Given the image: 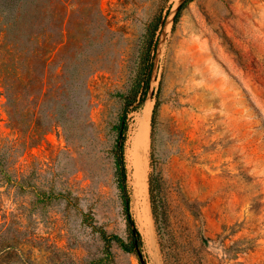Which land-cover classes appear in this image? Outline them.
I'll return each instance as SVG.
<instances>
[{
    "label": "rangeland",
    "instance_id": "1",
    "mask_svg": "<svg viewBox=\"0 0 264 264\" xmlns=\"http://www.w3.org/2000/svg\"><path fill=\"white\" fill-rule=\"evenodd\" d=\"M6 1L0 264H264V0H67L57 20L45 0L27 32L56 38L61 29L64 42L17 75ZM152 23L160 24L150 88L128 113L124 146L142 262L114 241L107 256L102 231L129 239L116 125Z\"/></svg>",
    "mask_w": 264,
    "mask_h": 264
},
{
    "label": "trees",
    "instance_id": "2",
    "mask_svg": "<svg viewBox=\"0 0 264 264\" xmlns=\"http://www.w3.org/2000/svg\"><path fill=\"white\" fill-rule=\"evenodd\" d=\"M44 1L45 0H23V3H20L21 0H7L5 2L6 7H14L10 12V16H12L10 22L4 24V31L7 36L9 32H12L14 37L11 38V48H10V58L12 64L11 73L15 72V74H19L18 71L22 67V65H30L35 60L39 61H47L50 58L51 53L56 49L61 43L64 42V32L61 29H58L57 34L58 37L53 38L52 33H47L46 31H41L40 33L33 34L29 33L27 26L31 23V19L38 20L43 16L44 13ZM190 0H186L188 2ZM54 3V9H52V16L57 20L59 17L60 10L59 4L67 3V0H50V3ZM29 3H35L33 8H26L25 5ZM49 3V4H50ZM184 4V3H183ZM183 4L180 6L178 12L174 17V24L177 22L180 9ZM51 5V4H50ZM16 6V7H15ZM3 13H0V22H2ZM32 17V18H31ZM30 19V22H28ZM159 24L152 23L147 33L145 34L144 46L142 51V63L141 66L133 80L132 86L129 89V92L124 97V107L123 112L120 115V120L116 125L117 129V141L115 145V159H116V176L118 181V186L122 193V198L125 207V214L128 221L129 227V239L125 240L121 236L117 234H107L106 231H102V238L105 242V252L107 256L110 253V247L112 242H116L124 251L126 252H134L139 258L143 257L142 255V237L137 229L134 219L130 213V201L127 190V170L124 158V146L126 141V131L128 128L127 116L130 110H134L138 108L145 100L147 93L150 88L152 72L154 68V60L150 57L151 49L154 48L156 50V46L154 45V38L156 34V30L159 27ZM45 30V29H44ZM42 36V37H40ZM10 37V36H8ZM12 37V36H11ZM43 39V42L39 43V45L33 49L29 46L27 47L29 41H40ZM25 40V41H24ZM19 77L28 78L29 73L26 75H20ZM159 107V101L155 103L153 114H152V127L154 128L155 119L157 115ZM150 192L152 197V210L155 218H158L157 214V204L154 201V185L153 180H150Z\"/></svg>",
    "mask_w": 264,
    "mask_h": 264
},
{
    "label": "bare ground",
    "instance_id": "3",
    "mask_svg": "<svg viewBox=\"0 0 264 264\" xmlns=\"http://www.w3.org/2000/svg\"><path fill=\"white\" fill-rule=\"evenodd\" d=\"M165 40H166V32H165V34H163V37H162V39H161V47L163 46V44H164V42H165ZM161 52V51H160ZM150 101V100H149ZM151 108H152V102L150 101L149 103H146L144 106H143V108H142V110L140 111V113H139V122H142V123H149V120H150V116H151ZM136 138V137H135ZM133 139H134V137H133ZM133 139H132V141H133ZM144 158V157H143ZM145 161V160H144ZM147 199V198H146ZM134 200V199H133ZM138 200H139V198H138ZM141 204V203H140ZM139 204V205H140ZM142 205V204H141ZM144 207H145V205H143ZM147 208H148V206L147 207H145L143 210H144V216H145V218H146V224L147 223H149V218H148V214H147ZM150 211V210H149ZM145 236H146V240H147V243L149 244V245H151L153 242H154V238H153V233H152V231L149 229V228H147L146 229V231H145ZM149 247V246H148ZM154 250V249H153Z\"/></svg>",
    "mask_w": 264,
    "mask_h": 264
},
{
    "label": "water",
    "instance_id": "4",
    "mask_svg": "<svg viewBox=\"0 0 264 264\" xmlns=\"http://www.w3.org/2000/svg\"><path fill=\"white\" fill-rule=\"evenodd\" d=\"M141 260H142V262H144V261H143V257L141 258Z\"/></svg>",
    "mask_w": 264,
    "mask_h": 264
}]
</instances>
